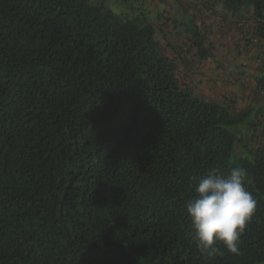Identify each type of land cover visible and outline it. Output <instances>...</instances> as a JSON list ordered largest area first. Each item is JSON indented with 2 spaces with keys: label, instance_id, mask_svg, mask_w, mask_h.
<instances>
[{
  "label": "trees",
  "instance_id": "obj_1",
  "mask_svg": "<svg viewBox=\"0 0 264 264\" xmlns=\"http://www.w3.org/2000/svg\"><path fill=\"white\" fill-rule=\"evenodd\" d=\"M143 3L0 0V264L264 260V145L230 162L239 116L178 82L186 58L162 52ZM206 3L247 7L264 40V0ZM174 22L207 58L193 16ZM213 168L242 169L257 201L239 255L201 254L186 216Z\"/></svg>",
  "mask_w": 264,
  "mask_h": 264
},
{
  "label": "rangeland",
  "instance_id": "obj_2",
  "mask_svg": "<svg viewBox=\"0 0 264 264\" xmlns=\"http://www.w3.org/2000/svg\"><path fill=\"white\" fill-rule=\"evenodd\" d=\"M90 1L95 2L98 0ZM206 1L144 0L141 8H144L145 12L148 11V8L151 9L147 16L155 26V38L162 52L167 56L180 52L186 58L184 64L179 62V65L184 66V69L178 67L176 70L178 82L184 86L186 82L191 81L190 87L194 92L207 99L216 100L214 96L212 97L214 93L209 92L212 88L209 87L207 82L203 83L205 79L198 75L201 73L200 70L207 67L206 65L210 64L211 61L207 60L204 65L200 64L202 59L190 47V41L187 38L185 39L183 27L181 25L177 26L174 22L175 18L180 19L182 17V19H185L186 16H193V20L197 23L203 35L205 47L212 54V44L217 43L219 38L216 37V33L212 32V10L208 7ZM197 4H200V8L197 7ZM107 6L115 12H124V8L114 1H108ZM156 14H160V16L157 18ZM165 16H167V19L161 28L159 25L160 19L163 20ZM260 40V46L264 48V40ZM188 64L193 67L192 70H189ZM236 69L240 73L244 71ZM247 78L248 81L245 82ZM238 79L242 81L236 83L238 90L231 94L228 92L223 93L221 97L223 103L218 101L227 106L231 113L239 116L237 123L228 127L239 138L229 159L231 163H236L241 156L252 158L246 150L254 152L258 147L264 145V66L260 67L254 75L248 76L242 73ZM199 85L201 86L199 87ZM255 264H264V260Z\"/></svg>",
  "mask_w": 264,
  "mask_h": 264
},
{
  "label": "clouds",
  "instance_id": "obj_3",
  "mask_svg": "<svg viewBox=\"0 0 264 264\" xmlns=\"http://www.w3.org/2000/svg\"><path fill=\"white\" fill-rule=\"evenodd\" d=\"M244 171L233 168L228 174L208 170L189 187L194 196L185 205L197 249L206 257L223 255L218 245L239 255V241L256 211L257 201L246 190Z\"/></svg>",
  "mask_w": 264,
  "mask_h": 264
},
{
  "label": "crops",
  "instance_id": "obj_4",
  "mask_svg": "<svg viewBox=\"0 0 264 264\" xmlns=\"http://www.w3.org/2000/svg\"><path fill=\"white\" fill-rule=\"evenodd\" d=\"M211 10L212 32L216 33L219 39L217 43L212 44V54L208 52V57L201 60L200 64L204 65L207 60L211 63L201 69L198 75L205 79L203 83L207 82L212 88L209 92L214 93L212 97L214 96L216 100L213 101L223 103L221 99L223 93L231 94L238 90L236 83L241 81L238 77L242 73L248 76L254 75L260 67L264 66V48L260 46L261 40L253 37L256 21L247 7H240L236 15L225 10L220 3H216ZM178 67L184 69L179 62ZM188 67L189 70L193 69L189 64ZM236 68L244 71L240 73ZM247 81L248 78L245 82ZM190 85L191 81H188L184 86Z\"/></svg>",
  "mask_w": 264,
  "mask_h": 264
}]
</instances>
